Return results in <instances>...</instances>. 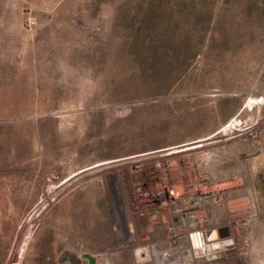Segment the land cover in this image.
<instances>
[{
    "label": "rangeland",
    "instance_id": "1",
    "mask_svg": "<svg viewBox=\"0 0 264 264\" xmlns=\"http://www.w3.org/2000/svg\"><path fill=\"white\" fill-rule=\"evenodd\" d=\"M146 1L0 0V264L172 263L179 238L185 264H264V0ZM147 20L170 49L141 46Z\"/></svg>",
    "mask_w": 264,
    "mask_h": 264
},
{
    "label": "bare ground",
    "instance_id": "2",
    "mask_svg": "<svg viewBox=\"0 0 264 264\" xmlns=\"http://www.w3.org/2000/svg\"><path fill=\"white\" fill-rule=\"evenodd\" d=\"M155 158H157V159L154 160V163L144 162L145 167L148 168V169H153L156 172L157 171H160V172L167 171L168 167L164 163V161L166 160L165 156H156ZM141 161L142 160L134 159V160H132L129 163H132L131 167L135 168L141 163ZM179 164L182 167H184V168L186 167V163L184 161H181ZM194 180H195V175H194V173L192 171H190V173L188 175H186L185 177L181 178L174 187H171L172 188V192L171 193L166 191V190H168V187H167L166 190H162L160 195H158V196L153 195V198L159 199L160 201H164V203H165L164 204V208H163L165 213H161L163 217H166V218L169 217V215H170L169 211L171 209L170 206L171 205H175V201L179 198L180 195H182L184 193L186 185L188 183H192ZM201 190L208 191V192L211 191L212 192L215 189L213 187H208V186L203 187L202 186ZM147 222H148V215L145 214L144 216H141L140 221H139V225L141 226V228L144 229ZM129 228H130L131 231L133 230V226L129 225ZM214 237H216V236H214ZM131 240H135V237L131 236ZM195 245L200 247L198 240L193 242V245H192V247H194L193 249H195ZM220 245H221V243L217 242V244L211 245L209 247H210V250L213 251L215 249L214 247H218ZM201 246H203V245H201ZM163 248L164 247H154L153 250L151 251L152 254H153V258H154V264H179V263L185 264L187 262L188 263H190V262L192 263L193 251H191V246H190L188 238L187 239L179 238V240L176 242V244L172 245V247L169 248V252L173 253L174 256L175 255L179 256V258L176 257V258H178L177 261H173L172 263H167L166 258L164 256H160V254H159L160 251L164 250ZM206 248H208V246H206ZM141 254L145 255L146 251H143V250H140V249L135 251L136 260H140L141 259ZM211 254H212V252H211ZM147 256H148V254H147Z\"/></svg>",
    "mask_w": 264,
    "mask_h": 264
},
{
    "label": "trees",
    "instance_id": "3",
    "mask_svg": "<svg viewBox=\"0 0 264 264\" xmlns=\"http://www.w3.org/2000/svg\"><path fill=\"white\" fill-rule=\"evenodd\" d=\"M163 2V0H147L145 2L146 4V10H150L149 8L152 6L153 7H158L159 4H161ZM229 0H206L203 3L205 5H208V7L215 9L216 7H222L226 4H228ZM204 15V14H203ZM214 14L213 12H209L207 11L205 13L204 18L206 19L208 24H212L213 22V18H214ZM137 33L140 35L139 39L141 40V46H146V47H150L152 48V51H156L161 50V48L164 50H168L171 48L172 43H168L164 36L163 33L167 32L165 27L163 28L161 25L159 26L157 24V22H152L150 24V22H143L140 23L139 27L137 28ZM202 31L204 32L205 36L206 34L209 33V30L206 29V27H204L202 29ZM137 34V35H138ZM197 48V47H196ZM199 48V47H198ZM174 49L176 52L181 54V57L186 58V59H192L195 56L198 55V52H200L197 49H191L190 45H188L187 42H179L177 44L174 45V47L172 48ZM184 65V64H183Z\"/></svg>",
    "mask_w": 264,
    "mask_h": 264
},
{
    "label": "water",
    "instance_id": "4",
    "mask_svg": "<svg viewBox=\"0 0 264 264\" xmlns=\"http://www.w3.org/2000/svg\"><path fill=\"white\" fill-rule=\"evenodd\" d=\"M216 233H217L218 239H224V238L229 236V231L226 227L217 229ZM81 258L85 259L87 261V264H94V259L91 256H89L88 254H82Z\"/></svg>",
    "mask_w": 264,
    "mask_h": 264
},
{
    "label": "flooded vegetation",
    "instance_id": "5",
    "mask_svg": "<svg viewBox=\"0 0 264 264\" xmlns=\"http://www.w3.org/2000/svg\"><path fill=\"white\" fill-rule=\"evenodd\" d=\"M211 234V232L209 233V235ZM197 236V235H196ZM197 239H198V241H199V245L201 246V245H203L201 242H200V238H199V236H197ZM211 242H213V244L212 245H214V244H217V242H215V240L214 241H211ZM196 247H197V249H199V247L196 245ZM202 248H203V246H201ZM208 249V250H207ZM217 249V248H216ZM202 251H204V253L202 252ZM215 251V249L213 250V251H211L210 250V247L208 246V248H205V249H199L198 251L196 250L195 251V254L197 255L198 253H203V254H211V252L213 253ZM210 252V253H209ZM208 256V255H207Z\"/></svg>",
    "mask_w": 264,
    "mask_h": 264
}]
</instances>
